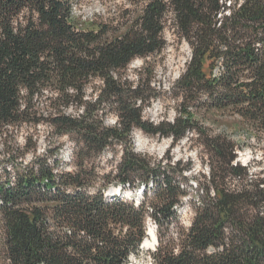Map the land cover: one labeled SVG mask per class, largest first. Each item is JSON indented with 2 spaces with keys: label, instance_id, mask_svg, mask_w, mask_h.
Masks as SVG:
<instances>
[{
  "label": "trees",
  "instance_id": "obj_1",
  "mask_svg": "<svg viewBox=\"0 0 264 264\" xmlns=\"http://www.w3.org/2000/svg\"><path fill=\"white\" fill-rule=\"evenodd\" d=\"M83 1L0 0V137L27 130L22 145L2 140L9 160L37 152L40 125L75 142L69 170L59 169L53 143L0 177V264H130L150 220L158 233L152 264H264V169L252 174L236 163L235 142L199 126L208 116H237L264 139V0H126L121 20L98 22L77 17ZM168 27L192 58L173 87L174 121L154 125L143 117L158 98L150 64L136 84L126 72L164 52ZM137 129L173 146L191 130L198 136L210 172L197 183L189 228L178 215L190 197L189 165L136 153ZM119 145L118 160L101 172L99 158ZM112 186L146 190L136 202L106 195Z\"/></svg>",
  "mask_w": 264,
  "mask_h": 264
},
{
  "label": "rangeland",
  "instance_id": "obj_2",
  "mask_svg": "<svg viewBox=\"0 0 264 264\" xmlns=\"http://www.w3.org/2000/svg\"><path fill=\"white\" fill-rule=\"evenodd\" d=\"M128 8H130V5L126 0H86L77 5L75 14L77 17H81L83 21L88 22L110 19L121 20L123 12ZM164 36L167 40V47L161 55L152 56L146 60L137 58L130 64L126 72V77L133 84H136L137 72L141 68H144L146 63L150 64V70L154 73L152 87L158 94V98L144 108L143 117L144 120L154 125H158L163 121H174L176 108L180 101L174 100L173 87L184 73L187 64L192 58L191 49L187 42L181 41L170 27L165 30ZM99 85L100 83L98 82L97 86ZM92 86L89 87L88 94L92 92ZM70 113L77 115L74 109L70 110ZM207 118V120L203 119L199 126H202L203 130H206L209 134H223L232 140V142H235L238 146L236 163L249 167L252 174L264 169V161L262 158L264 139H260L261 141L258 143L257 137L247 131V128L237 116H221L217 114L208 116ZM116 122V115L108 114L104 118V124L106 126L113 127L116 125ZM34 133L38 140L37 152H28L23 158H17L15 162L9 160V153L3 148L1 142L4 139L9 141L15 139L22 145L24 138L27 136V130L24 129L19 132H14V134L9 133L7 138L5 136L0 137L1 179L5 172L10 174L9 177H13L17 170V164L23 163L27 165L34 161L35 156L43 157L47 155L53 143L61 145L57 157L59 169L65 171L71 168L75 149V142L71 137L54 136L47 125L38 126L34 130ZM139 140L142 141L140 142ZM132 144L136 153L146 155L154 162H161L163 165H169L170 162H182L183 165H189L190 169L184 173V176L188 178L189 185L191 186L189 192L190 197L183 199V205L178 210L181 225L184 228H189L195 216L194 206H197L199 196L202 194L197 183L205 182L210 172L207 158H205L204 150L200 147L195 131L191 130L187 132V136L173 146L171 138L154 137L137 129L132 135ZM121 152L120 145L107 150L98 160L100 171L103 173L109 172L114 162L118 160ZM119 188L120 186H112L107 192L111 189L115 190ZM142 188L143 186L137 189V191L127 188L122 193L126 194L128 199L138 202L141 200L139 190ZM147 229L149 232H155L157 243L155 244L153 242L152 245L146 247L141 246L138 254L131 255L129 259L130 264H152L151 254L154 253L158 246V233L155 222L149 221Z\"/></svg>",
  "mask_w": 264,
  "mask_h": 264
},
{
  "label": "bare ground",
  "instance_id": "obj_3",
  "mask_svg": "<svg viewBox=\"0 0 264 264\" xmlns=\"http://www.w3.org/2000/svg\"><path fill=\"white\" fill-rule=\"evenodd\" d=\"M116 190H118V189H116ZM114 192H115V194L117 193L116 191H114ZM147 233H148V237L149 238L145 240V242L143 243V247L150 246V245L153 244V242L156 244V235H155V232L154 231H151V232L148 231Z\"/></svg>",
  "mask_w": 264,
  "mask_h": 264
},
{
  "label": "water",
  "instance_id": "obj_4",
  "mask_svg": "<svg viewBox=\"0 0 264 264\" xmlns=\"http://www.w3.org/2000/svg\"><path fill=\"white\" fill-rule=\"evenodd\" d=\"M114 191H116V192L118 193V192H120V191H121V188H120V189H118V190H116V189H115V190H114V189H111V190H109V191L106 193V195H108V196H109V195L115 194V192H114ZM147 235H148V233H147ZM142 246H143V245H142Z\"/></svg>",
  "mask_w": 264,
  "mask_h": 264
},
{
  "label": "built area",
  "instance_id": "obj_5",
  "mask_svg": "<svg viewBox=\"0 0 264 264\" xmlns=\"http://www.w3.org/2000/svg\"><path fill=\"white\" fill-rule=\"evenodd\" d=\"M191 54H192V52H191ZM191 54H190V58H191Z\"/></svg>",
  "mask_w": 264,
  "mask_h": 264
}]
</instances>
